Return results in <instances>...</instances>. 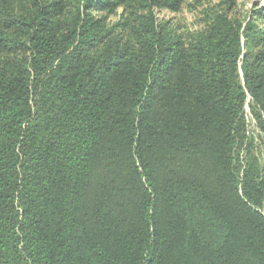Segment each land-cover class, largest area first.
Returning a JSON list of instances; mask_svg holds the SVG:
<instances>
[{
  "label": "trees",
  "instance_id": "1",
  "mask_svg": "<svg viewBox=\"0 0 264 264\" xmlns=\"http://www.w3.org/2000/svg\"><path fill=\"white\" fill-rule=\"evenodd\" d=\"M187 1L0 0V264H264V7Z\"/></svg>",
  "mask_w": 264,
  "mask_h": 264
},
{
  "label": "rangeland",
  "instance_id": "2",
  "mask_svg": "<svg viewBox=\"0 0 264 264\" xmlns=\"http://www.w3.org/2000/svg\"><path fill=\"white\" fill-rule=\"evenodd\" d=\"M236 8L235 13L240 15L241 18L247 17L249 11L256 5L264 7V0H235ZM218 0L210 2L206 0H188L183 4L181 9L177 12H170L168 10L156 11V16L159 20L166 22V25L172 27L174 31L179 34L185 35L188 32H193L204 25L206 13L210 12L213 5ZM122 14L126 17L128 13L123 8H119L114 13H103L107 16V23L112 24L119 19L122 20ZM248 117L251 115L248 113ZM251 130L254 129L253 121L250 124Z\"/></svg>",
  "mask_w": 264,
  "mask_h": 264
}]
</instances>
